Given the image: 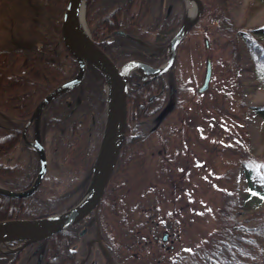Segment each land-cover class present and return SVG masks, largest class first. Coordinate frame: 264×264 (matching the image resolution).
Wrapping results in <instances>:
<instances>
[{
	"label": "trees",
	"instance_id": "1",
	"mask_svg": "<svg viewBox=\"0 0 264 264\" xmlns=\"http://www.w3.org/2000/svg\"><path fill=\"white\" fill-rule=\"evenodd\" d=\"M26 1L33 4V0H24V4L21 0H0V127L4 126L0 134V184L14 191L28 188L39 167L37 153L25 145L22 129L28 126L25 137L32 140L30 119L34 109L49 92L71 79L78 68L69 53L64 57L66 50L62 43H58L66 0H59L54 5L51 3L53 0H50L42 7L36 4L34 10L25 6ZM96 1L89 0L86 6V20L93 41L96 30L102 32L101 26H107L110 20L114 26L109 25L107 32H112L116 29L115 25L121 24L125 31L138 37L133 40L147 47V41L150 40L167 41V34L180 20V16H174L176 21L165 22L154 11L155 0H131L130 11H125L127 3L117 8L112 0H103L101 5ZM201 1L204 11L210 2L220 6L215 32L220 33L223 48L231 47L234 54L230 53L235 56V60L249 65L253 78L264 87V43L252 35L256 33L264 37V25L256 27L254 31L238 27L230 16L236 0ZM245 7L246 13L253 15L264 7V0H248ZM42 8L54 20V27L45 18ZM16 11L24 15L20 16V23L24 24L21 29L28 30L27 24H34L32 30L35 31V44L31 48L7 46L3 41V36L12 35L10 28L13 26L9 24L5 28L4 24L9 23L5 16L11 13L15 16ZM126 15L130 16L128 27H125ZM31 17H35L34 22ZM203 17L204 13L194 30L201 24ZM241 42L246 51V59H242L237 51ZM104 83L102 74L87 64L80 95L83 108L94 114L93 126L89 115L81 119L82 123L67 116L69 109L64 102L65 93L47 103L40 116V137L47 160L45 176L38 189L29 197L14 199L0 195V220L48 217L69 209L79 200L87 187L88 179L85 176L92 167L99 147L101 115L105 107ZM179 93H189V90L180 87ZM240 108L264 120V104L247 108L244 103H240ZM127 141L124 138L123 147L128 144ZM262 158L258 159L259 173L255 177L245 169L249 188L240 208L239 203L232 202L219 209L216 213L218 225L211 239L205 245L171 259L166 264H264V211L255 210L249 204L253 198L264 199ZM245 166L243 162L242 167ZM109 191L110 185L101 203L102 228L103 211L110 203ZM133 236L130 230L129 239ZM67 239L65 231L50 236L42 264H73L71 256L66 252Z\"/></svg>",
	"mask_w": 264,
	"mask_h": 264
},
{
	"label": "rangeland",
	"instance_id": "2",
	"mask_svg": "<svg viewBox=\"0 0 264 264\" xmlns=\"http://www.w3.org/2000/svg\"><path fill=\"white\" fill-rule=\"evenodd\" d=\"M247 1L236 0L230 16L241 29L254 31L264 25V7L247 14ZM216 4H208L201 24L178 49V86L189 93L179 97L178 109L163 123L166 153H158L162 148L151 137L141 146L144 154L129 163L127 172L117 174L115 187L110 185L109 206L116 210L104 209L103 229L112 248L120 249L119 264H157L160 259L159 264H166L205 245L217 228V211L232 202L240 208L247 195L245 169L254 177L259 173L264 120L244 112L240 103L247 108L264 104V87L249 65L235 60L231 47L223 48L215 32L220 13ZM180 10L185 12L184 2ZM252 35L264 43V37ZM237 51L246 59L242 42ZM206 58L212 76L208 88L198 92ZM249 202L264 211V199ZM130 230L134 236L129 239Z\"/></svg>",
	"mask_w": 264,
	"mask_h": 264
},
{
	"label": "flooded vegetation",
	"instance_id": "3",
	"mask_svg": "<svg viewBox=\"0 0 264 264\" xmlns=\"http://www.w3.org/2000/svg\"><path fill=\"white\" fill-rule=\"evenodd\" d=\"M49 1L50 0H33V4L26 1L25 6L28 5V7H32V9L34 10L36 4L42 7L47 5ZM58 1L59 0H53L51 1V3H53L54 5ZM21 2L24 4V0H21ZM97 2L99 5L104 3L103 0H97L96 3ZM112 2L114 6H118L117 8H121L123 4L127 3L128 7L125 11L131 10V0H112ZM182 4L183 3H181V0H155L154 11L165 22L169 21V23L174 20L176 21L174 16H180V20L178 21L179 25L183 17V12L181 13L180 10ZM22 8L23 10L25 9L23 6ZM163 8L166 11L165 13L163 12ZM42 12L45 14V18L48 20L51 26L54 27V20L47 16L43 8ZM20 16L24 17V15L20 14L19 11L15 12V16L12 15V13L5 16V18L9 20V23L4 24L5 28L7 29L10 26L9 24H12L13 26L10 28L12 35L8 34V37L3 36V41L7 46L14 45L16 47L31 48L35 44V31L32 30L34 24H27L28 30L24 28L21 29L20 27H22L24 24L20 23ZM31 20L34 22L35 17H31ZM55 22H57V20H55ZM109 23H107V26H101V28L103 29L102 32H98L96 30V32L94 33V43L103 52H105V54H107V56L117 67H121L123 64L133 60L142 61L152 67L161 66L166 60V51L163 47L178 27L177 25L172 31L167 34L165 38L167 39V41L163 42L162 40L160 42H156L155 40H150L147 41L148 46L145 47L141 46V44H138V42L133 40L134 38L138 37L136 35H131L127 31H125L124 27L121 24L115 25L116 29L112 30V32H107L108 26L113 25L112 21L110 20ZM130 23V16L126 15L125 27H128ZM192 29L189 30L188 34L191 33ZM188 34L186 35V37L188 36ZM101 36L102 38L99 39V37ZM58 41V43H62L61 35L60 40ZM104 42L106 43L104 44ZM132 43H134V46L132 45ZM63 47L65 48L64 45ZM160 47L162 49L157 50ZM179 47L180 44L178 46V49ZM65 50L66 52L64 54V57H67L68 52L66 48ZM176 59L174 66L169 71L160 76H148L143 81L135 72H132L129 75V86L126 97V125L124 131V138L128 139V144L125 147L121 146L116 164L110 176L109 185L114 184V187L116 186V182L119 179V175L117 174L119 172L122 173L123 171L127 172L129 163L135 161L139 156L144 154L143 152L141 153V146L145 142H148L147 140H149L151 137L156 139L157 145L162 148V150H158V153H166L162 140L164 131L163 123L171 114H173L178 109V99L181 96V94L179 93L180 87L178 86L179 75L175 71ZM184 88L189 90L187 87ZM80 92H82V81L77 86L61 93H65L64 102L66 104V107L69 109L67 116L71 120L78 119L79 122L82 123L81 119L84 116L89 115L91 124L93 126L95 123L94 114L93 112H88V110L83 108ZM172 92L175 98L173 109L162 120L157 121L156 117L169 103ZM104 114L105 107L104 112L101 115L102 122ZM3 127L4 126L0 127V134L3 131ZM27 128L28 126L25 125L21 133H23V131L25 132ZM31 132L34 135V126H32V124ZM88 174L85 176V179H89ZM113 188L110 187V199ZM1 196L8 197L5 195ZM108 209H112V211H115L116 207L110 209V206H108ZM100 211L101 205L96 212H91L84 219L62 230L65 231V234L68 237L66 241V252L69 253V256H71L73 264H116L115 261H113L112 263L109 259L108 252H112L113 248L109 243L108 238L105 235V231L101 226ZM47 240L48 238L45 241L27 244L14 252L4 251L9 248H15L16 246H18V243H11L8 244V246H1L0 264H42L48 246Z\"/></svg>",
	"mask_w": 264,
	"mask_h": 264
},
{
	"label": "water",
	"instance_id": "4",
	"mask_svg": "<svg viewBox=\"0 0 264 264\" xmlns=\"http://www.w3.org/2000/svg\"><path fill=\"white\" fill-rule=\"evenodd\" d=\"M89 0H67L61 18L60 35L63 45L69 54L76 60L78 69L76 74L67 82L55 88L47 94L36 106L30 121L36 122L34 131V142L32 147L36 150L39 158L38 173L31 186L23 191H12L0 186V194L11 198H22L31 195L39 186L46 170V160L41 145L38 120L45 105L57 95L78 85L85 73L86 64L95 67L103 76L105 81L106 111L103 130L100 137L97 154L90 170L88 186L78 200L70 209L57 214L39 219H9L0 221V245L6 246L9 242L21 241L15 249L7 252H14L27 244L45 241L51 235L79 222L91 212H96L104 196L111 173L119 155L122 145L125 119H126V95L127 79L132 72L139 75L141 80L146 77L160 76L169 71L174 63L177 54V47L189 29L197 23L202 11L201 0H184V18L171 39L166 45L167 59L160 67H152L142 61L133 60L117 68L110 58L92 41L88 29H79L74 26L75 17L79 9H82V19L85 22V8ZM188 3L193 15L187 20ZM121 34V33H119ZM158 48L157 50H161ZM211 62L207 58L203 83L198 89L203 92L208 87L211 78ZM175 98L173 92L169 103L156 117L157 121L162 120L174 107ZM24 136V131H23ZM167 234L163 235L165 240Z\"/></svg>",
	"mask_w": 264,
	"mask_h": 264
},
{
	"label": "bare ground",
	"instance_id": "5",
	"mask_svg": "<svg viewBox=\"0 0 264 264\" xmlns=\"http://www.w3.org/2000/svg\"><path fill=\"white\" fill-rule=\"evenodd\" d=\"M189 3H188V9H190L189 8ZM192 15H193V11L190 9V10H188V12H187V15H186V17H187V20H190L191 19V17H192ZM60 25H61V20H60ZM74 26L76 27V28H79V29H84L85 28V23H83V19H82V9H79V11H78V13H77V16L75 17V22H74ZM61 41H62V39H61ZM63 43V42H62ZM68 52V51H67ZM69 53V52H68ZM85 75V74H84ZM84 75H83V77H84ZM83 77H82V79H83ZM82 79H81V81H82ZM70 80V79H69ZM68 81V80H67ZM66 81V82H67ZM81 81H80V83H81ZM79 83V84H80ZM64 84V83H63ZM62 85V84H61ZM77 86V85H76ZM128 86H129V83H128V79H127V93H128ZM59 87V86H58ZM57 88V87H56ZM126 97H127V95H126ZM105 111H106V100H105ZM42 112V111H41ZM126 113H127V109H126ZM40 116H41V113H40ZM40 116H39V120H38V128H39V133H40ZM31 124H32V126H34V131H35V128H36V122L34 121V120H32V122H31ZM125 124H126V119H125ZM103 125H104V118H103V122H102V128H103ZM22 137H23V139H24V143H25V145L26 146H28L29 148H31V149H33V147L31 146L32 145V143L34 142V136H33V140L32 141H30V140H27L26 139V137H25V132H24V136H23V133H22ZM40 140H41V137H40ZM123 140H124V137H123ZM31 144V145H30ZM122 144H123V141H122ZM94 161V160H93ZM93 164V163H92ZM87 186H88V184H87ZM105 194H106V192L104 193V196H105ZM30 196V195H29ZM29 196H27V197H29ZM104 196H103V198H104ZM22 198H26V197H22ZM103 198H102V200H103ZM16 199H19V198H16ZM102 200H101V203H102ZM101 203H100V205H101ZM100 205H99V207H100ZM98 207V208H99ZM98 210V209H97ZM45 218V217H44ZM1 221V220H0ZM14 251H16V250H14ZM119 253H120V249H113L112 250V252H108V254H109V259H110V261L113 263V261H115V263L116 264H118V257L120 256L119 255Z\"/></svg>",
	"mask_w": 264,
	"mask_h": 264
}]
</instances>
